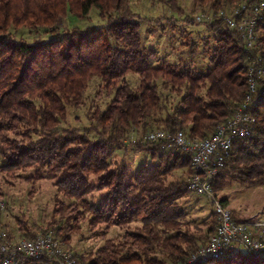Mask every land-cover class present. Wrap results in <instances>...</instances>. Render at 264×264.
I'll return each instance as SVG.
<instances>
[{
    "label": "trees",
    "instance_id": "16d2710c",
    "mask_svg": "<svg viewBox=\"0 0 264 264\" xmlns=\"http://www.w3.org/2000/svg\"><path fill=\"white\" fill-rule=\"evenodd\" d=\"M258 1L193 0L213 14ZM165 3L177 8L175 0ZM93 9L104 25L54 33L65 17L85 19ZM205 24L213 39L209 68H164L151 65L154 51L143 46L140 22L129 0H0V174L27 180L19 173L34 171V177L53 181L57 193L72 200L67 205L58 202L61 218L77 222L87 213L89 227L104 229H124L137 219L141 223L118 241L105 240L93 254H74L79 264H179L213 233L216 222L204 239L182 230L185 213L177 201L190 192L189 156H171L161 144L146 143L139 150L149 153L151 163L134 172L125 164L110 168L109 160L112 149L119 148L131 130L140 138L157 129L208 137L243 101L249 54L239 34L221 18ZM20 27L41 29L50 37L32 43L16 41L9 29ZM255 40L252 58L264 66V13L256 25ZM129 73L139 76L137 86L126 80ZM93 78L99 79L101 92L113 95L104 111L95 110L90 116L89 132L94 137L59 128L68 109L82 104ZM257 83L258 102L250 110L251 134L232 143L214 192L224 175L248 187L264 186V76ZM162 91L176 93L180 99L173 105ZM176 170L188 177L172 178ZM95 192L99 195L92 201ZM51 232L62 246L68 244L66 230ZM18 233L35 238L22 222ZM6 238L12 240L8 233ZM20 264L51 262L22 258ZM204 264H264V258L237 251Z\"/></svg>",
    "mask_w": 264,
    "mask_h": 264
},
{
    "label": "rangeland",
    "instance_id": "374dc122",
    "mask_svg": "<svg viewBox=\"0 0 264 264\" xmlns=\"http://www.w3.org/2000/svg\"><path fill=\"white\" fill-rule=\"evenodd\" d=\"M167 1L169 0H163V2L159 0H129L130 9L140 22L139 32L143 46L146 50L154 51L150 60L151 65L164 68L169 65L171 68L206 71L209 68L208 50L213 45L212 34L206 28V24L198 25L195 18L201 14L212 12L208 11L206 7L194 3L193 0H175L179 11L176 10L177 8L173 9L167 6L165 3ZM190 20H194V23L193 21L189 22ZM89 25H104L94 9L85 19H77L73 16L65 17L56 24L53 30L56 33L72 27L83 29ZM9 34L16 41L27 43L46 40L50 37L41 29L30 30L25 27L10 28ZM126 80L135 87L140 78L137 74L129 73ZM162 92L168 96L173 105L180 99V95L176 93ZM112 98V93L101 92L99 79L93 78L85 90L82 104L76 109H68L66 121L61 123L59 128L77 129L88 134L91 138L94 137V134L89 132V128L92 126L90 116L95 110L104 111ZM146 143L140 136L135 135L132 144L123 142L119 148L114 147L109 159L110 168L125 164L130 172H134L139 166L150 164L149 153L146 150H139ZM163 151L171 156L175 153L166 147L163 148ZM183 172V170L174 171L172 178L188 177ZM39 174L43 175L42 172ZM19 175L23 178L29 177V179H9L0 174V202L4 204L3 209H0V231L8 233L13 241L25 239L18 233L19 222L25 223L35 236L44 231L62 228L63 233L66 230L69 235L68 244H64L63 247L73 254L86 256L93 254L105 240L118 241L125 232L141 226L140 220L137 219L124 229L118 227L104 229L103 226L91 228L87 223L89 218L87 213H84V217L77 222L68 217L61 218L57 211L59 209L58 202H64L67 205L72 200L57 193L53 181L34 177V171L19 173ZM215 193L219 199L225 201V205L235 220L245 221L253 216H264V186L248 187L228 175H224L218 181ZM98 195L99 193L95 192L93 194L95 197L90 200H95ZM177 202L185 213L182 230L204 239L216 222L210 200L205 196L189 192ZM68 226L73 227V230L68 231L66 229Z\"/></svg>",
    "mask_w": 264,
    "mask_h": 264
},
{
    "label": "built area",
    "instance_id": "2783aa9c",
    "mask_svg": "<svg viewBox=\"0 0 264 264\" xmlns=\"http://www.w3.org/2000/svg\"><path fill=\"white\" fill-rule=\"evenodd\" d=\"M263 13L264 0H259L249 6L242 3L230 10L201 14L195 18L197 24L209 23L214 17L221 18L239 34L249 54L247 90L232 116L205 138L187 137L180 130L170 133L161 129L142 137L144 142L161 144L175 153L189 156L191 174L187 188L196 195L207 197L216 217L215 229L206 242L179 264H204L240 250L264 258V216H253L245 221L235 220L213 189L216 177L229 157L232 143L251 134L253 120L250 110L258 102L257 82L264 76V66L259 64V59L252 58V52L257 47L255 29ZM135 135V130H131L124 143L132 144ZM3 207L4 204L0 202V209ZM22 258H46L51 264H79L74 254L63 247L51 231L36 235L34 239L17 241L8 240L6 234L0 231V264H20Z\"/></svg>",
    "mask_w": 264,
    "mask_h": 264
}]
</instances>
